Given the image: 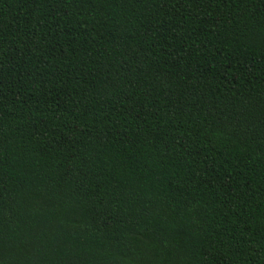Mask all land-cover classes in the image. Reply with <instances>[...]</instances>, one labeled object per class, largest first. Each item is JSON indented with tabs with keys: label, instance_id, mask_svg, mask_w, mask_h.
<instances>
[{
	"label": "trees",
	"instance_id": "trees-1",
	"mask_svg": "<svg viewBox=\"0 0 264 264\" xmlns=\"http://www.w3.org/2000/svg\"><path fill=\"white\" fill-rule=\"evenodd\" d=\"M0 264H264V0H0Z\"/></svg>",
	"mask_w": 264,
	"mask_h": 264
}]
</instances>
